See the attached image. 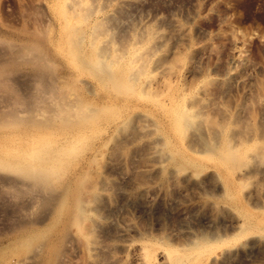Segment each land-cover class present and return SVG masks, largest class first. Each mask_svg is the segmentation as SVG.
I'll list each match as a JSON object with an SVG mask.
<instances>
[{"label":"rangeland","instance_id":"rangeland-1","mask_svg":"<svg viewBox=\"0 0 264 264\" xmlns=\"http://www.w3.org/2000/svg\"><path fill=\"white\" fill-rule=\"evenodd\" d=\"M22 47L47 65L0 81V264H163L214 235L187 264H264V0H0V68Z\"/></svg>","mask_w":264,"mask_h":264},{"label":"bare ground","instance_id":"bare-ground-1","mask_svg":"<svg viewBox=\"0 0 264 264\" xmlns=\"http://www.w3.org/2000/svg\"><path fill=\"white\" fill-rule=\"evenodd\" d=\"M82 22V21H81ZM73 26V25H72ZM71 26V27H72ZM78 26V25H77ZM71 27L69 28V30L68 31H70V29H71ZM78 29L76 28V25H75V27H73V29L70 31V42H71V44H72V48L69 50V53H70V55L72 54L74 57L76 56L77 58H78V56H79V58H82V57H80V53H81V48H80V45L81 44H83V43H81V41L82 40H85V39H83V37H82V40H81V36H78L77 35V33L76 32H78L77 31ZM69 34V33H68ZM84 35V34H83ZM97 37V36H96ZM69 38V37H68ZM93 39V38H92ZM91 42H93V40H91ZM95 43V42H94ZM82 46V45H81ZM99 48V47H98ZM31 49V48H30ZM29 52V49L28 48H25V47H22V49L19 51V57H14L15 59L14 60H12V59H10V60H8L7 62H8V66L7 67H4V68H0V81L2 82L1 83V85H2V87H4L5 88V90H7V91H9L10 92V90H13L14 89V86L15 85H13V84H10L9 83V80L10 79H12L11 78V76H12V72L15 70V69H17L15 66L17 65L18 66V61H20L21 59V62L22 63H25V64H31L32 66H33V68H35V73H36V75H38L37 76V78L39 77V79H42L43 77L42 76H40V75H42L43 73H44V71H45V68H46V66L45 65H47L45 62L47 61V60H45L47 57H46V55H44L43 54V56L41 55V54H38V55H36V56H32L31 58H27L26 57V54H28V52ZM102 51V50H101ZM142 52V51H141ZM65 54V53H64ZM97 54V53H96ZM147 54V53H146ZM69 55V56H70ZM134 58H132V60H131V62H132V64H129V67H127V69H125L124 70V72H129V74H130V77H133V78H137V77H139V74H140V72L142 71V73H144V70L143 69H146L145 68V63H146V65H147V62H148V60L147 59H145L144 58V56L145 57H147L146 55H142L141 53H139V51L137 52V50L134 52ZM15 56V55H14ZM72 57V56H71ZM102 57V56H101ZM148 58V57H147ZM74 59V58H73ZM144 59L145 60H147V61H144ZM84 60V59H83ZM86 60V59H85ZM45 61V62H44ZM101 61V59H100V57H98L97 56V58H94V59H92L91 60V62L94 64V66H95V63H97L98 62V64H99V62ZM112 61V60H111ZM115 62L117 61V59L116 60H114ZM45 64H44V63ZM81 62H83V61H81ZM87 62V61H86ZM85 63V62H84ZM112 62H110V63H107V64H103V65H101L100 67H102V70L104 71V76H105V78L104 77H102V78H104V79H109L112 83H115L116 82V84H118V76L116 75V72L111 68L112 67V65L113 64H111ZM2 64H4V63H1L0 65H2ZM89 64V63H88ZM83 65H85V64H83ZM3 66V65H2ZM87 66V65H86ZM93 66V67H94ZM15 67V68H14ZM96 67V66H95ZM101 70V71H102ZM17 71V70H16ZM47 71V70H46ZM15 72V71H14ZM17 73V72H16ZM35 73H33L34 74V76H36L35 75ZM141 73V74H142ZM45 74V73H44ZM43 74V75H44ZM98 75L100 76V75H102L103 76V74L101 73V74H99L98 73ZM17 76V75H16ZM52 76V75H51ZM50 76V77H51ZM41 77V78H40ZM50 77H49V80L47 79V81H49V83L48 84H46L45 82H41L42 83V85H44V84H46V87L50 90V89H53L54 87H55V84H53L54 82H53V76H52V83H51V80H50ZM100 78H101V76H100ZM55 79V78H54ZM14 80V79H13ZM13 80H11V81H13ZM16 80V79H15ZM15 82V81H14ZM104 82V81H103ZM54 85V87H53V85ZM148 84V83H147ZM11 85H13V87L11 86ZM149 86V85H148ZM43 88L45 87V85L44 86H42ZM3 88V89H4ZM43 88H41V91L43 90ZM16 90V89H15ZM45 90H46V88H45ZM44 91V90H43ZM46 92H47V90H46ZM13 93V92H12ZM13 95V94H12ZM16 94H14L13 95V97L15 96ZM16 98V97H15ZM17 98H19V96H17ZM20 99V98H19ZM14 100H16V99H14ZM18 101V103H19V100H17ZM16 101V102H17ZM15 102V101H14ZM21 102V101H20ZM15 106V105H14ZM19 106V105H18ZM18 106H15V107H18ZM20 107V106H19ZM16 110V109H15ZM18 110V109H17ZM16 110V111H17ZM12 112V111H11ZM13 113H15V112H13ZM196 117H198L197 116V113L196 112H189L188 110H185V111H182L180 114H179V117H178V121H179V123L180 124H182V125H184V127H192V126H194V122L196 121L195 119H196ZM152 148H155V147H152ZM225 152V151H224ZM238 154H239V152L237 151V150H234L233 148H230V150H228V151H226L222 156H220L219 158L222 160V161H224V162H227V160L228 159H230L231 157H234L235 158V160H238ZM240 156V155H239ZM236 157H238L237 159H236ZM241 158V157H240ZM240 161H241V159H240ZM243 162V161H242ZM245 163V162H244ZM1 165V167L3 166L4 168H6V167H8V165L6 164V163H1L0 164ZM17 172L18 173H20V174H25V175H29V176H32L33 177V179H31V180H33V181H31L30 183H27L29 186L30 185H37V184H41V183H45V182H47L48 180H50L49 178H48V176H47V174L45 175V172L43 171V172H32L31 171V169H30V167H28L27 165H25V164H21V165H19L18 166V168H17ZM254 174V173H253ZM3 180V179H2ZM4 181V180H3ZM16 184H20V182H18V183H16ZM26 183H24L23 185H27ZM42 185V184H41ZM19 186H22V185H19ZM31 186V187H32ZM37 187H39V186H37ZM35 188V187H34ZM48 202H49V200H48ZM50 203V202H49ZM259 204V203H258ZM261 208V207H260ZM81 210H80V212L82 213V209H83V207H81L80 208ZM83 210H85V209H83ZM80 219H81V217H79ZM243 226V225H242ZM122 231H124V230H122ZM204 235V234H203ZM215 236V235H214ZM214 236L212 237H210V238H207V236L206 237H202V238H196V239H194V238H192L191 237V240H190V242L189 241H187V242H189V243H187V245H188V247H186V248H183L182 249V251L180 252V253H178V251H177V249H172V248H167V249H165L164 251H162V255L160 254L159 256H162V258L163 259H166V261H164L165 263H163V264H187L190 260H192L194 257H202V255H206L208 252H211L213 249H214V247H216V245H219V243L221 244V242L222 241H224V240H222L221 238H214ZM125 247V246H124ZM127 247V246H126ZM125 247V248H126ZM141 247V246H140ZM140 249V252H139V255H138V261H136V262H138V264H159L160 262L159 261H157L158 259V255L156 256L155 255V252H154V250H153V248L150 246V245H148V244H146V245H143L141 248H139Z\"/></svg>","mask_w":264,"mask_h":264}]
</instances>
